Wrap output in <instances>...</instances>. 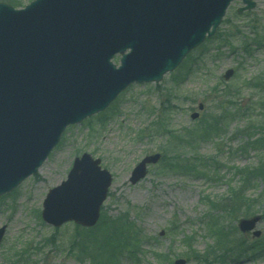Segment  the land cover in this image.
Instances as JSON below:
<instances>
[{"label": "rangeland", "instance_id": "rangeland-1", "mask_svg": "<svg viewBox=\"0 0 264 264\" xmlns=\"http://www.w3.org/2000/svg\"><path fill=\"white\" fill-rule=\"evenodd\" d=\"M32 1L0 3L22 9ZM252 1L256 7L242 14V0L234 1L216 35L160 83L132 85L106 111L69 127L39 173L0 196V264H93L70 252L76 237H90L96 258L99 247L111 248L104 244L109 231L77 233L73 223L56 229L42 219L46 195L84 154L113 177L101 217L124 216L138 234L116 261L103 264H264V173L263 181L256 174L264 162V0ZM113 63L119 66L120 56ZM154 154L162 161L132 185L133 169ZM178 155L180 167L164 168L166 157L176 162ZM233 192L249 201L239 208ZM225 202L232 208L222 211L230 208ZM255 217L259 238L238 228Z\"/></svg>", "mask_w": 264, "mask_h": 264}, {"label": "water", "instance_id": "water-1", "mask_svg": "<svg viewBox=\"0 0 264 264\" xmlns=\"http://www.w3.org/2000/svg\"><path fill=\"white\" fill-rule=\"evenodd\" d=\"M234 1L35 0L23 10L0 3V196L38 174L69 126L104 112L131 85L160 83L174 72L216 34ZM242 1L239 14L256 7ZM118 55L119 67L112 62ZM160 158L143 159L130 182ZM111 185L101 160L84 154L48 193L42 218L55 228H92ZM260 220L239 228L251 232ZM4 235L5 227L0 242Z\"/></svg>", "mask_w": 264, "mask_h": 264}, {"label": "trees", "instance_id": "trees-1", "mask_svg": "<svg viewBox=\"0 0 264 264\" xmlns=\"http://www.w3.org/2000/svg\"><path fill=\"white\" fill-rule=\"evenodd\" d=\"M174 141L177 142V145L182 144V142H186L182 138H175ZM188 145H190V143ZM179 147H181V145L177 146V148H179ZM181 159H182V155H178L177 158H175L176 162H171V161L168 162L167 157H166V160L164 163L165 164L164 168L171 170L173 168L180 167V166H178V164L180 163ZM259 172L264 173V162L256 170L257 177L260 178V180H262V176L259 174ZM248 183H249V180H248ZM232 198H233L235 203L238 202L239 208H242V205H244L245 203H247L249 201L248 199H246L247 198L246 194H243V192H239V193L233 192ZM225 203H226L225 206L229 205L230 208L223 207V208H221L222 211H226V210L232 208V204H230L229 202H225ZM216 205H218V204H216ZM215 225H217V224H215ZM76 230H77V233H78V231H86V232H88V231L96 232L97 231V233H96L97 235L103 234L104 231H107L106 236L108 235V231H109V235H108L107 239L104 241V244L107 243L108 246L111 247V248L110 247H108V248H110L112 251H110V249H104V247H99L98 249H99V251H101V253L98 254V255H100V257L98 256L97 258L95 256V254H93V252H91L96 245L94 242L90 241V239H89L90 237L87 239V241L86 240L80 241V239L78 237H76L71 242L70 252L77 251L79 253H82L84 256L91 257V260L95 261V262H93V264H103L104 262L110 261V260L116 261L115 258L119 255V253L123 249H125V247H129L131 243L137 242V238H138L137 237L138 234L136 233L133 225L124 216L123 217H117V218L116 217H114V218L102 217L99 225L95 229H83V228L76 226ZM87 237H88V235H87ZM116 239L118 241H116ZM83 243H85L84 246H83ZM124 243H126V244L124 245ZM237 247H242V245L239 244ZM231 251L232 250L227 251L226 254H229ZM242 251H240L241 254H244ZM256 253H257V251L254 250V253H252V254H256ZM225 255L221 254L220 257H225ZM11 264H14V262H11ZM15 264H17V263H15Z\"/></svg>", "mask_w": 264, "mask_h": 264}]
</instances>
